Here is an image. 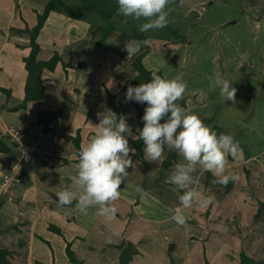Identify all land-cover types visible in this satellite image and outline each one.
<instances>
[{"label":"rangeland","instance_id":"1","mask_svg":"<svg viewBox=\"0 0 264 264\" xmlns=\"http://www.w3.org/2000/svg\"><path fill=\"white\" fill-rule=\"evenodd\" d=\"M3 1V6L0 4V9L10 6V0H1V2ZM37 1H39L37 3L41 2V4L47 1L48 4L51 2V0ZM62 1L73 6H80L82 4L80 0ZM101 2L105 1L102 0ZM95 3L96 1L94 0V5L90 7L94 8ZM31 5L32 13H39L37 19L39 20V16L44 13L45 8L43 11H38L35 3ZM111 7L102 12L112 14L114 11L112 12L113 8L111 9ZM172 8L168 26L162 30L149 32H141L139 30V25L143 21H134L131 18L117 14L115 28H120L121 32L119 30V34H115V36L113 34L114 31L112 34L109 33L110 35L106 42L109 44L113 41L112 43L117 44L119 42L120 44L123 38L125 41L122 44H125L129 40L144 41L142 37H156V40H167L165 45L171 51L168 49L159 51L158 58L161 60L159 62L161 63V70L157 68V70L159 69L157 72L163 78L168 79L174 78L176 75H182L188 85L187 92L189 93L186 92V94L190 95L185 94L184 98L179 101V104L187 110L188 114L198 115L206 125L218 134H221L222 131L223 134H230L235 140L239 141L243 149V159L233 158L231 155L228 156L229 164L227 172L236 173L239 176V180L235 183L229 182L227 186L219 184L217 182L218 178L211 172L205 171L199 166L197 167L195 174L201 178L200 185L203 187V190H198V192L203 196L204 194H207L206 196H214L215 202L206 209L198 207L183 209L181 206V211L187 217V223L186 226L181 227L172 220V228L177 231V236L172 237V245H175L173 251L176 248L178 250L181 249V251L178 253L180 255H178L177 260L173 262L171 260V262L173 264H187L188 260H190L191 263L188 264H219L208 262L207 259L209 257L205 255V250L209 249V245L211 248L212 245L219 248L220 246L216 242L221 240L220 236L227 239H231L230 236H233L231 245L235 250L232 249L233 252L230 251L233 258L230 259L231 256L225 258V253L217 252V261L221 263L224 261L225 264H242L243 256H246L251 261L264 264V0H176V4ZM84 10L90 15V19L86 20L89 23L84 25L83 32L78 31V33L81 37H84L83 45L88 44L92 46V44H96L99 46V41L103 40V29L112 27V23L110 22L112 15L106 17V20H104L101 16L102 12H98V9L87 11L91 9L86 7ZM0 12L4 11L0 10ZM51 12H60L67 17L69 16L68 19L76 21V19H73L74 17L66 14L64 9L59 5H56L55 11ZM72 46L74 49L77 47V45ZM142 48L148 47L144 45ZM109 51L118 56L116 51ZM120 53L123 55L121 59L124 63L130 62L132 64L125 67V71H134L137 74L133 87L138 86L140 83H146V79L137 80L140 77L138 76L139 71L135 68V64L142 57L140 52L137 55L128 56L127 52L120 48ZM52 58L44 62H50ZM156 58L151 56L149 62L155 63L154 60ZM79 63L80 61H75L77 66ZM114 63L120 62L116 61ZM57 65L58 62L53 69L44 68L42 76L45 70L54 71ZM114 66L116 67L117 65ZM146 71L151 74L148 69ZM216 74L229 80L237 89V102L235 104L231 101H225L220 96L219 89H212L210 87L208 77H214ZM42 76L41 82L43 85V82H47L49 78L46 77L42 81ZM26 83L24 82L25 92ZM123 86L121 85L119 88V92L122 93L119 95V97L121 96L120 98L115 99V104L120 116H123V113L126 112L127 116H131V118L135 117L136 122L133 127V136L139 137V132L137 131L140 129L139 113L136 107L139 103L126 102L127 87L125 85V88H123ZM8 90L12 91V88L9 87ZM119 104L122 105L123 110L118 107ZM104 105L109 108L107 106L108 100H105ZM0 112H2L1 106ZM92 113L93 111L90 114ZM1 114L3 113H0L2 118V120L0 119V162L8 166H12L15 163L26 164V159L24 160L23 158H25L26 153H29V150L26 144L27 141L23 137L24 130L22 132L19 128L17 130L10 128L4 134V131L7 129H4L3 126L7 121ZM30 116L32 118L29 122H40L38 115L30 114ZM81 116L85 120V114H78L71 119L73 123L72 132L82 125L79 119ZM91 119L82 125V133L85 132V137L90 136L88 133L93 129L88 123L93 122ZM2 124L4 125L2 126ZM7 125L9 126V122L6 123ZM45 131L47 130L45 129ZM79 134L78 131L75 133V136ZM13 137L14 141L11 140ZM76 138L71 137L69 140L78 149L75 144ZM130 140L133 141L132 139ZM56 142V147L53 145L56 150L59 151L60 147L65 149V140L57 139ZM53 146L49 145L45 153H56V150L53 151ZM68 155H73L71 148ZM135 155L136 153L134 157ZM9 157L11 160H9ZM76 158H78L77 153ZM136 161L140 162L137 158ZM168 161L169 164H166ZM181 162H183V157L179 153H166V158L163 160L159 171L163 174L171 170V168L173 170L175 165ZM77 163L78 160L68 162V179H58L59 176L55 175L52 168L48 165L46 166L48 174L44 175L43 178L48 181H51L50 179L52 178L58 181L66 180L67 186L57 185L56 188L60 187L62 191L64 188L68 189V186H70L71 189V177L77 174L75 167ZM54 165L56 169L57 163ZM25 167L28 169L27 165ZM57 174L59 173L57 172ZM18 179V185L16 181L13 182V179L9 181V185L13 182L11 192L6 194L5 198L0 199V250L9 251L11 256L8 255V258L15 264L16 254L10 251L11 249L8 250L7 247H4L6 246L4 241L8 240L9 237L10 239L13 238L14 243L18 245L25 243L23 253L32 257L31 262L34 264H44V261H46L45 264H62L65 261H68V264H84L82 255L84 254L86 258L85 250L87 248L90 249L92 245H97L105 238L102 234L104 230L103 225L100 222L92 221L90 223L89 221H83L82 219L86 215L81 213L80 227L82 226L81 228L87 231L88 235H91L93 243L81 245L76 240L77 246H72L74 243H72L70 233L68 234L69 242L67 243L66 237L63 235L66 228L59 226L60 223L56 216L63 218L64 213L68 212V219L72 221L75 216L78 218L76 212L79 211L77 208L74 205L60 206L57 204L54 211L58 210L60 212L56 211V214L53 213L52 217H50L49 209L52 207V203L44 205L43 200L39 202L41 195L37 191L39 190L40 192V189L32 187L29 193L24 192V184L27 183L25 180L31 181L30 175L28 177L26 174L21 173ZM35 180L40 181L41 178ZM230 184L232 186L229 189ZM209 187L211 188L208 189ZM135 188L132 184H122L121 190L123 193L121 197L125 194L127 198H135L132 202L134 204L137 202L138 204L135 205L134 211H138L139 204L144 196L139 197L138 200L136 198L138 193L135 191ZM33 189H35L34 192H32ZM52 194L54 193H48L47 197L51 198ZM53 202L57 203L56 195ZM13 205H16V208ZM114 206L125 208L126 212L130 208L120 203L119 200L115 202ZM37 207H41L43 210L34 219L35 217H32L31 214L34 212V216L38 215ZM93 211H88V216L93 215ZM259 211H261V215L258 214ZM60 215H63V217ZM248 216L250 220L246 221L245 218H248ZM51 220L59 225L51 223ZM189 228L191 230L186 231ZM226 228L227 230H225ZM73 229L77 234L76 228ZM54 230L57 231V234L64 237L61 238L54 232L49 233ZM192 233L194 236L191 237ZM50 234L53 235L51 236ZM197 235H200V237L195 240ZM52 237H55L54 239L62 242V244H66V250H60ZM128 241L130 242L131 240ZM175 241L177 242L175 243ZM123 243L116 244L115 242L113 246L110 245L111 247L108 249L112 254H110V257H100L99 263L121 264L120 258ZM194 243H197L199 247L206 243L207 249L197 250L193 245ZM64 245H62V248ZM80 245L83 249L77 251ZM116 248H118L119 252ZM140 248L145 253L144 248ZM221 253L222 256L219 255ZM167 254L169 256L168 260L172 259V252L169 251ZM65 255L68 259L67 257H63ZM138 256V254L134 255L129 264H140ZM148 262L147 259L146 264Z\"/></svg>","mask_w":264,"mask_h":264},{"label":"crops","instance_id":"2","mask_svg":"<svg viewBox=\"0 0 264 264\" xmlns=\"http://www.w3.org/2000/svg\"><path fill=\"white\" fill-rule=\"evenodd\" d=\"M37 2L39 1L10 0V6L0 9L4 11L2 13L0 12V106L2 111L0 113H3L1 115H3L4 119L9 122V126H6L7 122L5 125L2 124V126L4 125L3 128L7 129L4 131V134H6L10 128L13 130L19 128L22 132L24 130L23 137L27 141L26 144L28 145L29 153L26 154L28 157L27 160L29 159V161L25 164V166H28V169L24 167V170L22 171L21 169L20 172L22 171L23 174H26L28 177L30 175L31 177V181L25 180L27 183L24 184V192L29 193L32 187L40 189V192L39 190L37 191L39 195H41L39 202L43 200L44 205H46V203H52V207L49 209L50 217H52L53 213L56 214V211L60 212L58 210L54 211L58 204L53 202L54 197L57 192L61 191L60 187L56 188V186H67V182L66 180L58 181L53 178L50 179L51 181H48L43 178L44 175L48 174L46 166L48 165L52 168L53 173L59 176L58 179H68V162L78 160V158H76L78 149H76L74 143L69 139H71V137H80V149L82 146H85L89 137L95 134L97 130L93 128L88 133L90 136L85 137V132L82 133L83 123L92 118V124H98L99 120L97 113L109 109L104 105L105 100H108V94L118 93L121 85H124L123 88H125V85L127 88L129 85L134 86L137 74L134 71H125V67H128L131 63H124L121 59L122 57L119 55L116 56L110 51H105L102 47L96 44H92V46H89L88 44L83 45L84 37H81L78 31L83 32L84 25L89 22L76 18H73L76 19V21L70 20L68 19L69 16L67 17L60 12H51L37 38V43L40 46L37 59L39 61H48L55 55H58L60 58L58 65L54 71L50 72L49 70H45L43 73L42 81L46 79V77L49 79L47 82H43L45 91L42 99L30 101L25 109L13 112L8 110L11 107L22 104L26 97L24 82H28L29 72L26 69L25 59L29 57L32 50L30 30L37 26L39 14L32 13L31 4L35 3L38 7V11H43L48 4V1L44 4ZM3 3L4 1L1 2L0 0L1 6H3ZM117 14L118 11L110 21L113 25L112 32L114 31V36L115 34H119L120 30V28H115ZM146 40L148 41L146 44L148 48L141 49V61L145 69H148V71L151 72L152 76L154 74L159 75V72H157L159 69L157 70V68H160L161 70V63H159L161 60L158 58V55L159 51L168 49L165 45L167 40H156V37H147ZM117 44H119V42ZM72 45H77V47L74 49ZM151 56L157 57L154 60L155 63L149 62ZM75 61H80L78 66L75 64ZM116 61L120 63H114ZM114 65L117 66L115 67ZM117 67L120 68L116 69ZM47 72L49 73L46 74ZM9 87L12 88V91L8 90ZM82 107L83 109H81ZM118 107L123 110L121 104H119ZM92 111L93 113L90 114ZM40 112L60 113L57 119L52 122L50 127H48L47 131H45L44 126H42L40 122H29L32 118L30 114H35L37 116ZM78 114H85L86 118L83 120V117L81 116L79 119L81 120L82 125L80 127L78 126L76 130L72 132L73 123L71 119ZM123 117H125L127 124L133 130L136 122L135 117L131 118V116H127L126 112L123 113ZM0 119L2 120L1 116ZM78 131L80 134L75 136V133ZM57 139L65 140V149H63V147H60L59 151L55 149ZM130 139V146L135 149ZM11 140L14 141V137ZM49 145H55V147L53 146V151L56 150V153H45V150L48 149ZM70 148L71 153L73 152V155L71 156L68 155ZM132 160L136 164L133 169H128L129 176L124 184H132L137 187L138 182L144 181L146 183L145 188H142L144 190V198L139 204L138 211H134L136 208L135 205L138 204L137 202L136 204L132 202L135 198H127L124 194L119 202L130 208L126 212L125 208L115 206L118 211L116 218L112 221H108L105 217L98 215V209L96 208H93L94 211L89 210V212L93 211L94 214L90 216L87 214L86 217H83L84 219L81 218L80 212H76L78 218L74 215V220L71 221L68 219V212H66L64 213V217L63 215H60L63 218L56 216L60 225L51 220V223L66 228L63 235L66 237L68 243V234L70 233L72 243H74L72 246H77L75 243L76 240L79 241L81 245L93 243L91 235H88L87 231L81 228L82 226L80 227L81 219L85 222L89 221L90 223L92 221L97 223L100 222L103 225L104 230L102 234L105 238L97 245H92L90 249L87 248L85 250L86 258L84 257V254L82 255L86 264H101L99 263L100 257H110V254H112L108 249L109 247L113 246L115 242L116 244H121V242H129L128 240H131L130 242L133 240V244L136 245L140 264H146L147 259L149 261L148 264H173L172 262L176 261L178 255H180L178 253H180L181 249L178 250V248H176L175 251H173L175 245H173L171 249L173 242L172 237L177 236V231L172 228L171 216L175 214L177 208H181L179 196L182 195L183 192L175 190V186L166 182L168 176L172 174L174 169L172 170L171 168V170L161 174L162 172L160 173L159 169L163 161L149 163L145 160L146 164H143L136 161L134 156H132ZM56 163L57 167L55 169L54 164ZM57 168L59 169L57 170ZM56 171L59 174H57ZM194 175L199 180V184L196 185L195 188L197 191H202L203 187L200 185L201 178L195 173ZM37 178H41V180L36 181L35 179ZM210 188L211 187L208 189ZM35 189H33L32 192H34ZM68 189H70V186H68ZM48 193L54 194L49 198L47 197ZM206 195L204 194V196ZM139 197H141V195L137 194L136 198L138 200ZM71 205L76 207V202H73ZM13 206L16 208V205ZM37 208L38 215L34 216V212L31 214L32 217H35L34 219H36L43 210L41 207ZM245 220L249 221V216L248 218H245ZM73 228H76L77 234L74 232ZM189 230L191 229H186V231ZM225 230H227V228ZM53 232L61 238L64 237L57 234L56 230L50 231L49 233ZM114 232L119 235L113 236L112 233ZM50 235L52 236L53 234ZM192 236H194L193 233L191 234V237ZM199 237L200 235H197L195 240ZM52 238L56 241V245L60 250H66V244L64 245L62 242L57 241L54 239L55 237ZM230 238L232 239L234 237L230 236ZM220 239L219 242H216L220 246L219 248L215 247V245H212L211 248L208 243V250H205V248L207 249L206 243L200 247L197 243H194L193 245L197 250L204 248L205 255H208L209 257V259H207L208 262L222 264L224 261L222 263L217 261V252L225 253V258L231 256L230 259H232L233 257L231 253L234 248L231 245V239L222 236H220ZM176 242L177 241H175V243ZM4 243L6 244L4 247H7L8 250L11 249L10 251L16 254V259L14 261L15 264H34L31 262L32 257L24 255L23 253L25 243L18 245L14 243L13 238L10 239L9 237ZM94 243H96V241H94ZM62 245H64L63 248ZM81 245L77 251L83 249ZM140 247L144 248L145 253L142 252ZM116 249L119 252L118 248ZM169 251L172 252V259L170 260H168L169 256L167 254ZM222 253L219 255L222 256ZM63 257L66 258L67 256L65 255ZM45 263L46 261H44V264ZM64 263L68 264V261L62 262V264ZM188 263H191V261L188 260L187 264Z\"/></svg>","mask_w":264,"mask_h":264},{"label":"clouds","instance_id":"3","mask_svg":"<svg viewBox=\"0 0 264 264\" xmlns=\"http://www.w3.org/2000/svg\"><path fill=\"white\" fill-rule=\"evenodd\" d=\"M118 14L134 21H143L139 25L141 32L158 31L168 26L169 15L176 0H117ZM147 40H131L124 44L128 56L137 55ZM210 87L219 89L225 101L235 104L237 89L219 74L208 77ZM188 85L182 75L174 78H163L154 74L149 82L138 86L129 85L126 91V102L146 104L144 109L143 128L138 129L139 137L133 136L132 128L125 117L117 116L111 109L97 113L99 123L90 127L96 129L85 146L78 152L77 174L71 177V189L56 193L60 206L76 202L80 213L87 215L89 209H98L97 214L108 221L116 218L118 209L115 202L121 199V185L129 176L128 169L136 163L132 156L136 150L130 146L129 138L143 141L144 159L149 163L163 161L166 153L177 152L183 162L175 165L174 171L167 178V183L182 191L179 202L183 209L198 207L206 209L215 202L214 196H203L195 188L199 184L194 175L199 166L218 178V183L227 186L237 182L239 176L227 172L228 156L243 159V149L239 141L230 134H218L206 125L198 115L188 114L180 106L187 92ZM7 155V154H5ZM23 158L26 163L27 154ZM10 160V157H9ZM15 163L17 185L18 176L25 164ZM10 168V169H11ZM22 171L20 172V170ZM135 191L144 196V190L137 186ZM171 219L178 226H186L187 217L180 208L175 210ZM118 236V233H112Z\"/></svg>","mask_w":264,"mask_h":264},{"label":"trees","instance_id":"4","mask_svg":"<svg viewBox=\"0 0 264 264\" xmlns=\"http://www.w3.org/2000/svg\"><path fill=\"white\" fill-rule=\"evenodd\" d=\"M82 2V4L80 6H73V5H68L66 3H64L62 0H51V2L48 4V6L45 8L44 13L39 16V20H38V24L36 27H34L32 30H30V35H31V46H32V50L31 53L29 55L28 58L25 59V63H26V69L29 72V76H28V82H27V87H26V97L25 100L22 104L15 106V107H11L8 110L10 111H17L20 109H25L28 105V103L30 101H36V100H40L43 98L44 95V91H45V87L42 85L41 82V76H42V72L44 68H49V69H53L55 67V65L57 64V62H59L60 58L58 55H55L52 60L50 62H44V61H39L38 58V54L40 51V47L39 44L37 43V38L38 35L41 31V29L44 27V24L50 14L51 11L55 10L56 5L61 6L64 11L66 12V14L82 20V21H86L87 19H90V15H88L86 13V11L84 9H86V7H88L91 10H87V11H92L94 9H98V12H102L105 11L106 9H108L110 6L112 9V14L111 13H106V12H102L101 16L102 19L106 20V17H109L112 15V17L117 13L118 11V4H117V0H104L105 2H101L102 0H95V7L91 8V5H94V0H80ZM100 2V3H99ZM85 5V6H84ZM111 17V19H112ZM110 19V21H111ZM93 23V22H92ZM113 30V25L112 27H106L103 29L104 35H103V40L99 41V46L102 47L105 51H109V50H114L117 52V54L122 57V53H120V48L123 49L124 48V44H122L125 40H123L120 42V44H115V43H107L106 40L109 37V33H111ZM144 40H146L145 37ZM140 38V39H142ZM128 40V39H126ZM135 68L139 71V77L137 80H143L146 79L147 82H149L152 78V75L149 74L144 65L142 64L141 58L140 61H138V63L135 64ZM122 92H118L116 94H108V106L109 108L117 114V116L119 117V111L116 107L115 104V99L119 97V95ZM147 105L146 104H139L137 107L138 109V115H139V124H140V129L143 128V120L142 117L144 115V109ZM181 106V105H180ZM139 107V108H138ZM60 115L59 112H44V113H38V118L42 124V126H44V128L46 130H48V127H50V125L52 124L53 121H55L57 119V117ZM49 120V121H47ZM221 133H223L221 131ZM79 142H80V137H77L75 140V144L78 147V152L81 150L79 147ZM132 143L134 144L135 148H136V155L135 157L142 162L143 164H146L145 159H144V155H143V141L140 139H136L133 140ZM8 154H10V152H8ZM11 160V158H10ZM13 160V159H12ZM169 164V161L166 163ZM141 188H145L146 183L143 182H138V186ZM231 184L229 185V189L231 188ZM259 215H261V211L258 212ZM123 249H122V254H121V264H129L130 261L132 260V257L136 254H138V249L136 248V246L131 242H127V243H123ZM8 255L11 256V253L9 251H5V250H0V264H14L12 261L9 260ZM242 264H259L258 262H254L251 261L250 259H248L246 256H243V260H242Z\"/></svg>","mask_w":264,"mask_h":264},{"label":"built area","instance_id":"5","mask_svg":"<svg viewBox=\"0 0 264 264\" xmlns=\"http://www.w3.org/2000/svg\"><path fill=\"white\" fill-rule=\"evenodd\" d=\"M5 163L0 162V199L5 198V195L11 192L12 183L17 182L14 167L11 168ZM13 179L11 185H9V181Z\"/></svg>","mask_w":264,"mask_h":264},{"label":"water","instance_id":"6","mask_svg":"<svg viewBox=\"0 0 264 264\" xmlns=\"http://www.w3.org/2000/svg\"><path fill=\"white\" fill-rule=\"evenodd\" d=\"M172 246H173V245H171V249H172Z\"/></svg>","mask_w":264,"mask_h":264}]
</instances>
